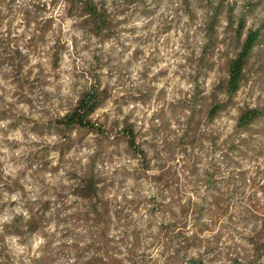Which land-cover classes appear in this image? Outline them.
<instances>
[{"label":"clouds","instance_id":"1","mask_svg":"<svg viewBox=\"0 0 264 264\" xmlns=\"http://www.w3.org/2000/svg\"><path fill=\"white\" fill-rule=\"evenodd\" d=\"M220 6L221 0L0 3V264H144L129 248L146 251L147 264H181L184 252L177 254L175 243L160 233L175 200L199 202L204 194L203 186L189 182L192 177L175 176L188 160L179 142L197 88L201 97L216 92L218 102L227 104L212 123L199 125L208 150L213 135L222 144L235 134L248 111L245 103L254 109L256 98L264 99V81H250L228 104L226 88L216 91L222 78L218 57L199 67L207 25ZM101 15L117 26L98 32ZM218 21L216 31L228 29L240 53L250 37L254 50L264 48V0H224ZM126 126L147 155V170L145 157L128 143L132 137L116 139ZM208 155L215 159L220 153ZM242 163L249 176L256 174L255 165ZM162 176L179 191L166 189ZM85 177L109 189L103 198L113 213L129 202L139 206L129 212L142 230V249L134 247L131 230L126 236L114 214L104 234L72 219L90 208V197L76 192L86 189ZM151 207L163 210L153 214ZM252 227L238 231L251 235ZM183 231L204 241L188 250L187 259H198L220 229L201 235L190 224ZM230 234L222 247L239 245L241 255L252 253L241 235Z\"/></svg>","mask_w":264,"mask_h":264},{"label":"rangeland","instance_id":"2","mask_svg":"<svg viewBox=\"0 0 264 264\" xmlns=\"http://www.w3.org/2000/svg\"><path fill=\"white\" fill-rule=\"evenodd\" d=\"M14 2L15 0H12V3ZM0 3H3V0H0ZM223 3L224 0H221V6L215 9L216 15L212 16L211 22L207 25L208 42L204 46V57L198 62L199 67L202 69L206 60L212 56H217L220 60L219 70L222 73V78L216 89L217 92L226 88L229 63L232 60L230 55L234 56L239 51V41H233L230 38L228 29H225L223 33L216 31ZM229 12H231V9H229ZM110 25L113 28L117 26L112 25L110 19H105L104 28L110 27ZM97 31H99L98 28ZM221 46H223V50L218 52L217 49ZM15 56H20L19 51L15 53ZM208 66L212 67L213 65ZM250 81H264V48L253 50L252 56L246 65L244 79L241 84L247 87ZM23 83H26V81ZM233 96H228V104L233 103ZM248 99L252 98L248 97ZM256 99L260 101L256 108L264 110V99L260 97ZM217 104L225 103L218 102L216 92L211 97L204 98L201 97L199 88H197L196 94L189 104L192 117L188 120V130L179 142L183 146L184 155L188 157V160L183 164L184 172H176L175 176L177 178L181 176L185 178L192 177L189 182L194 181V186H203L204 194L199 202L193 200L185 202L183 197L175 200L174 206L167 212V215L170 216L169 223L162 226L160 235L162 239L171 240L175 243L177 254L184 252V256L181 257V264L184 260H187V264H264V259H261V257H264V200L259 195L264 193V183H261V180L264 179V166H261V162L264 161V117L255 121L246 129L237 127L235 134L229 136L222 144L217 143L219 137L213 135L211 137V150H208L200 140L198 128L202 123H212L213 118L219 115L220 111L213 117L209 114L210 110ZM226 107L227 104L224 108ZM244 108H249L247 103H245ZM0 115L3 114L0 113ZM101 129V133L107 137L108 133L103 126H101ZM127 130H131V126H126L123 132L117 133V141L120 140L121 136L128 138L126 135ZM209 151L212 152L213 156L217 152L220 153V156L209 159ZM144 157V168L147 170L146 153ZM242 161L255 165L256 174L254 176H249L248 171L243 170ZM237 169H240V171H237ZM159 179L164 183L166 189L176 188V185L172 184L168 177L162 176ZM85 180H88V178L85 177L83 181ZM108 190L107 187L100 189L97 198L88 195L91 197L88 199L90 208L86 207L85 210L77 212L72 219L92 225L97 231L104 234L106 229L111 227L114 214L120 226L125 228L126 236L131 230L134 247L138 250L142 249L143 244L140 239L142 230L134 226L136 222L132 220L129 212L130 206L132 211L137 212L139 206L131 205V202H129V205H125L121 210L113 213L111 202L103 198ZM176 190L179 191L178 188ZM76 192H78V188ZM152 203L153 201H149V204ZM157 210L163 209L149 208V212L153 214ZM205 219L211 223L203 222ZM190 224L201 235L203 232L212 231L214 228L220 229L207 242L205 251L199 255L198 259H187L188 250L199 247L204 243L199 235H194L192 238L184 236L183 230L187 229ZM249 225H253L251 235L244 236L238 231L241 226L247 229ZM149 227H151V224H149ZM231 232L241 235L242 239L253 246L250 255H241L239 245L236 247L231 245L221 246L222 241L225 239H232ZM128 251L136 262L144 261V264H147L148 255L146 251L134 253L132 248H129ZM116 264H119V262L117 261Z\"/></svg>","mask_w":264,"mask_h":264},{"label":"trees","instance_id":"3","mask_svg":"<svg viewBox=\"0 0 264 264\" xmlns=\"http://www.w3.org/2000/svg\"><path fill=\"white\" fill-rule=\"evenodd\" d=\"M100 20L102 21L101 25H97L98 30L100 31L102 28H104L105 18L101 15ZM241 28H243V24L241 23ZM98 31V32H99ZM253 38H249L248 42L243 45V52L238 53V59L231 60L229 63V69H228V80L226 84V90L228 93V96H233L237 89L240 87L243 79H244V70L246 68V65L252 56L253 53ZM225 104H217L215 105L209 112V114L213 117L215 116L221 109H224ZM264 117V110L261 109H249L245 112V115L243 119L240 121L238 128L246 129L251 124H253L255 121H257L260 118ZM89 127H93L91 124L88 125ZM99 131L101 132L102 129L100 128ZM127 137H132L131 140L128 141V143L133 147V149L138 152L141 156H144L145 153L140 149L139 145L136 144L135 136H133L131 130H127L126 132ZM84 185L86 186V189L82 192L80 188H78V192L82 194L86 199L89 198L91 195L94 197H98L99 190L98 188L94 187L93 181L91 179L83 181ZM90 197V198H91Z\"/></svg>","mask_w":264,"mask_h":264}]
</instances>
